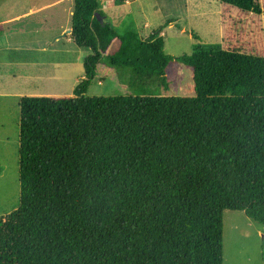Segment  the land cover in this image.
<instances>
[{"label": "trees", "instance_id": "16d2710c", "mask_svg": "<svg viewBox=\"0 0 264 264\" xmlns=\"http://www.w3.org/2000/svg\"><path fill=\"white\" fill-rule=\"evenodd\" d=\"M73 1L85 77L72 96L20 99V206L0 218V264H224L225 211L264 225V50L227 34L172 56L162 27L119 33L99 0ZM218 1L264 23V0ZM174 61L194 95H160ZM102 62L135 94L87 96Z\"/></svg>", "mask_w": 264, "mask_h": 264}, {"label": "rangeland", "instance_id": "374dc122", "mask_svg": "<svg viewBox=\"0 0 264 264\" xmlns=\"http://www.w3.org/2000/svg\"><path fill=\"white\" fill-rule=\"evenodd\" d=\"M125 1L99 0L101 10L111 14L109 21L113 28L119 33L143 32L146 38L162 27L165 50L169 55L191 54L197 43L224 44L227 47V34L233 39L232 45L239 42L238 46H243L246 52L251 47L264 50L262 17L226 9L218 0H134L128 5ZM43 4L42 0H0V20L27 14ZM70 5L74 10V1L66 0L39 14L24 16L13 25L20 27L22 32L11 38L12 45L22 49L0 52V60L6 62L11 59L14 62L0 65V72L11 69L15 72V75L6 72V78L0 76V93L7 94L6 98L0 97V218L20 206L21 96H72L85 77L83 61L90 50L78 47L70 37L61 33L62 27L71 28L72 16L67 13ZM193 35L199 36V40H195ZM46 66H50L49 73L50 70L60 72L54 74V78H50L51 75L40 76ZM106 67L103 62L100 64L98 77L88 89L87 96L135 94L124 85L125 78L114 70L106 71ZM106 73L110 77L100 81ZM30 76L33 79H29ZM166 77L170 89H161L160 95H194L191 70L183 64L177 61L170 63ZM224 264H264V225L251 220L242 211L224 212Z\"/></svg>", "mask_w": 264, "mask_h": 264}, {"label": "crops", "instance_id": "0c3cea01", "mask_svg": "<svg viewBox=\"0 0 264 264\" xmlns=\"http://www.w3.org/2000/svg\"><path fill=\"white\" fill-rule=\"evenodd\" d=\"M63 1H66V0H42V2H44V4L42 6H39L36 10H31L29 13L27 14H24V15H18V16H9V17H6L4 19H1L0 20V52H8V51H11L13 49L15 50H21L22 47L21 46H13L12 45V42H11V38L17 34H20L22 32V29L17 28L16 26H13L14 24H17L18 22H20L24 16H27L28 14H34V13H41L45 10H47V8H53V7H56L59 3L63 2ZM69 1H73V0H69ZM136 1H143V0H136ZM126 4H132L134 2V0H126L125 1ZM144 12V9L142 10ZM103 12V11H102ZM67 13L69 15V17H71L73 15V6H68L67 7ZM105 14V12H103ZM111 14H105V17H104V20L106 22H108L111 27L113 28V23L109 21V18H110ZM14 27V28H12ZM114 29V28H113ZM70 29H66L64 27L61 28V33H65V37H70V33H69ZM142 37H144V34L143 32L140 34ZM72 40V38H71ZM73 41V40H72ZM14 62L11 61V59H7L6 62H3L2 60H0V65L4 66V65H11L13 64ZM61 65H59L60 67ZM50 66H46L44 67L42 70H41V74L40 76H49L51 75L50 78H54L56 76H54V74H57L59 73L60 71L58 70L56 73H53L51 70H50V73L48 72V69H49ZM58 67V68H59ZM38 69V68H37ZM6 72L7 73H11L13 75H15V72L13 69L9 70V71H4V72H0V76L2 77H7L6 75ZM40 71H38L39 73ZM19 76V75H18ZM12 79L16 80L15 77H12L10 76ZM21 77V76H20ZM49 78V77H48ZM10 79V80H12ZM22 79V77L20 78V80ZM29 79H33L32 76L29 77ZM25 96V95H24ZM0 97H3V98H6L7 97V94H4V93H0ZM23 96H21L22 98ZM21 126V119H19V127ZM20 138V137H19Z\"/></svg>", "mask_w": 264, "mask_h": 264}, {"label": "water", "instance_id": "95a60500", "mask_svg": "<svg viewBox=\"0 0 264 264\" xmlns=\"http://www.w3.org/2000/svg\"><path fill=\"white\" fill-rule=\"evenodd\" d=\"M97 18L99 19V21H103L104 17L100 16L99 14H97Z\"/></svg>", "mask_w": 264, "mask_h": 264}]
</instances>
